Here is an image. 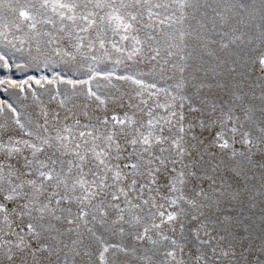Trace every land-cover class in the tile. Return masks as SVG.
<instances>
[{"label":"snow or ice","instance_id":"6c2138e0","mask_svg":"<svg viewBox=\"0 0 264 264\" xmlns=\"http://www.w3.org/2000/svg\"><path fill=\"white\" fill-rule=\"evenodd\" d=\"M0 70V264H264V0H0Z\"/></svg>","mask_w":264,"mask_h":264},{"label":"rangeland","instance_id":"374dc122","mask_svg":"<svg viewBox=\"0 0 264 264\" xmlns=\"http://www.w3.org/2000/svg\"><path fill=\"white\" fill-rule=\"evenodd\" d=\"M5 73L3 72V70H0V76H3ZM15 78H20V74L16 73L15 74ZM6 97L4 96L3 93H0V99H5Z\"/></svg>","mask_w":264,"mask_h":264}]
</instances>
